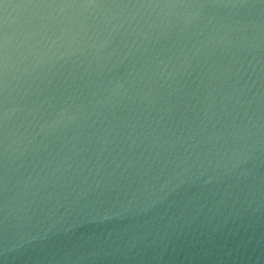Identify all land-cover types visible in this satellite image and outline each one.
Instances as JSON below:
<instances>
[{
	"label": "water",
	"instance_id": "water-1",
	"mask_svg": "<svg viewBox=\"0 0 264 264\" xmlns=\"http://www.w3.org/2000/svg\"><path fill=\"white\" fill-rule=\"evenodd\" d=\"M0 264H264V0H0Z\"/></svg>",
	"mask_w": 264,
	"mask_h": 264
}]
</instances>
